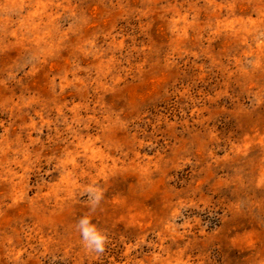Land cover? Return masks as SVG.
Listing matches in <instances>:
<instances>
[{"label": "rangeland", "instance_id": "rangeland-1", "mask_svg": "<svg viewBox=\"0 0 264 264\" xmlns=\"http://www.w3.org/2000/svg\"><path fill=\"white\" fill-rule=\"evenodd\" d=\"M0 264H264V0H0Z\"/></svg>", "mask_w": 264, "mask_h": 264}, {"label": "clouds", "instance_id": "clouds-1", "mask_svg": "<svg viewBox=\"0 0 264 264\" xmlns=\"http://www.w3.org/2000/svg\"><path fill=\"white\" fill-rule=\"evenodd\" d=\"M102 192L95 187L87 188L88 205L95 209L102 199ZM84 249L90 253L102 254L108 244L107 235L94 224L88 215L81 216L76 225Z\"/></svg>", "mask_w": 264, "mask_h": 264}]
</instances>
